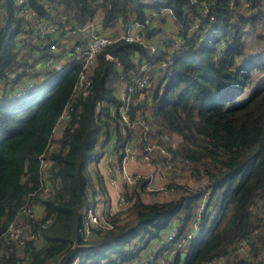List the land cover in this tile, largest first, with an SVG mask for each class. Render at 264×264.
I'll return each mask as SVG.
<instances>
[{"label": "trees", "instance_id": "trees-1", "mask_svg": "<svg viewBox=\"0 0 264 264\" xmlns=\"http://www.w3.org/2000/svg\"><path fill=\"white\" fill-rule=\"evenodd\" d=\"M15 1L0 0V234L21 220L25 234L37 240L27 239L21 247L12 243L3 249L1 264H137L147 248L159 249L174 223L188 229L207 192L199 233L184 252L174 254L173 264H210L212 259L264 264V0H238V6L248 3L241 12L230 0H27L39 17L64 12L79 27L95 20L105 31L116 29L118 21H144L150 11L165 7L173 13L177 35L200 19L205 34L204 40L191 39L176 50L181 54L152 84L150 101L131 103L129 111L132 118L141 111L138 120L145 119L147 127L154 122L157 136L172 141L167 154L186 165L194 181L174 179L177 189L166 198L160 193L150 197L139 184L125 187L129 203L115 216L107 215L111 197L104 201L102 219L111 227H90L87 237L85 214L96 197L94 184L103 185L104 177L92 168L99 167L111 138L122 137L116 120L119 74L131 72L137 59L168 60L171 47L165 44L154 55L151 40L106 48L97 57L89 94L73 102L71 119L54 140L52 131L70 99L76 67L49 78L42 92L37 87L7 95L5 90L34 78L35 54L42 48L41 43L17 45L24 14L17 13ZM203 2L208 18L201 17ZM161 19L157 25H166V16ZM153 24L146 27L147 36L162 28L151 31ZM258 29L263 30L248 47V34ZM116 46L121 48L114 63L106 54ZM25 207L34 208L33 217L22 213Z\"/></svg>", "mask_w": 264, "mask_h": 264}, {"label": "built area", "instance_id": "built-area-1", "mask_svg": "<svg viewBox=\"0 0 264 264\" xmlns=\"http://www.w3.org/2000/svg\"><path fill=\"white\" fill-rule=\"evenodd\" d=\"M197 2L198 0H190L191 4ZM237 2L238 0H230L229 5L234 10H238ZM26 3L27 0L15 1V9L17 13L23 11L24 14V17L21 18V32L17 35L16 40L18 41L17 45L19 47H25L29 43L42 44V48L37 50L35 54L36 60L34 66L37 69L35 72L36 75L31 80L18 82L14 89L8 91L5 90V92L9 97L26 94L30 90L45 83L50 77L76 67L77 78L73 85L70 99L67 101L61 114L57 118L52 131V139L54 140L60 136L62 129L70 121L71 114L74 110L73 102L76 99L85 97L89 94L91 90L90 77L93 74L94 68L97 66V57L101 52L108 47L121 43H147V41L151 40L153 43L149 45L150 53L154 55L159 52L158 49H161L165 44L170 45L169 47H171V50L167 55L169 61L164 60L155 63L144 59H137L136 66L131 72H122L119 74L116 93L121 104L116 120L122 137L117 136V134L114 135L109 142V147L105 149V157L108 159L109 163L108 170L109 172H114L113 174H115V172L122 174V185L132 187L139 184V186H141L152 198L155 197L156 193H160L164 197H169V195L174 193L177 189L175 183L170 181L172 180L170 177L167 178V176L162 173L157 176L150 170H135L129 172L125 168L126 162L137 160V154L139 151L142 153L144 167H151L153 163V146L145 142L142 143V146L137 145L136 139L131 137L132 134H129V131L135 126L147 127L145 119L141 118L138 120V117H142L141 111L138 110L136 115L132 118L129 114L130 105L131 103L134 105L147 104V102L150 101L149 92L150 89H152V84L154 82H160L159 78L162 76V72L168 70L169 63H171L170 60L181 54V52H176L179 47L184 46L185 42L191 39H197L198 41L204 40L205 34H202L200 31L201 19L194 22L187 31H183L180 35L175 33L176 28H173L170 31V34L166 33V28L163 27L165 23L162 21V28L154 31L151 36H147L146 27L151 23L154 24L150 30L153 29V27H157L156 22L159 18L161 19L166 16L168 22L173 21V13L170 9L159 7L150 11L144 21L134 19H129L128 23L118 21L119 23H117L116 29L105 31L100 26V23L95 20L79 27L77 26L75 18L64 12L55 15L51 14L49 18L39 17L36 11L31 9ZM205 5L206 3L203 2L201 11L202 18H208L209 15V10ZM245 5L248 7V3ZM44 7L50 9L49 4L47 3L44 4ZM261 35L264 36V31ZM106 59L110 62L117 63V57L112 56L109 53L106 54ZM156 69L157 72L155 73ZM11 80L14 82V78ZM0 85V89L2 90V82ZM116 110L117 108L114 107L112 112ZM143 123H145V125ZM138 142H142L141 137H139ZM48 147H52V143H49ZM114 158H117L118 162L112 160ZM156 163L163 172L173 170L165 158H162ZM124 189L118 194L114 203H112L111 209H113L114 212L111 213L110 211L107 215L115 216V211L117 209L124 207L129 203ZM43 193H47V190L45 189ZM208 196L209 194L207 192L203 196L202 201L198 204L196 216L190 222L187 227L188 229H182L183 224L179 221L174 223L164 238L160 241L159 249L149 250L144 260L137 264H173L172 257L174 254L184 252L186 245L199 233L202 222V213L205 211ZM106 207V203L103 202L102 210L104 215L105 212H107ZM22 213L31 218L34 216V208L25 207L22 210ZM104 215L98 217L92 208L89 207L87 209L83 230L85 237L89 235L90 227L101 229L104 224L107 227H111L109 223L103 221L102 218ZM49 222L50 221H46L45 224H48ZM25 229L26 227L24 223L21 220H16L9 225L4 234H0V264L4 254L3 249L5 252L7 247L12 243L17 247H21L27 239L36 242V236L34 234L27 236L25 234ZM246 247L247 244H244L239 250H243ZM236 253L237 252L235 251L233 254ZM16 261L17 263L20 262V264L24 262V260ZM219 261L220 260L212 259L210 264H219ZM244 264H252V261H246Z\"/></svg>", "mask_w": 264, "mask_h": 264}, {"label": "rangeland", "instance_id": "rangeland-1", "mask_svg": "<svg viewBox=\"0 0 264 264\" xmlns=\"http://www.w3.org/2000/svg\"><path fill=\"white\" fill-rule=\"evenodd\" d=\"M245 4H247V2L243 1L240 6H237L238 7L237 9H239L238 12H241V10L246 9V5ZM260 21L264 22V18L261 17ZM160 26H161V24L159 23L157 25V27H160ZM164 27L166 28V33L170 34V31L175 26L173 25L172 22H168L166 25H164ZM262 30L263 29H261V30L258 29L257 32H255V33L253 32V34H248V36L246 38L248 47H250L252 45V43L254 42V39H255V36L257 35V33L261 32ZM248 32H250V31H248ZM262 33L263 32H261V34ZM253 50H255L256 52H260L261 47L255 46V49H253ZM64 72L65 71L59 73V75H57V76L63 75ZM43 84L38 86L40 88V90H39L40 92L46 90L50 86V84H48L46 86H44ZM247 93H248V91H245L244 95H247ZM143 124L145 125V123H143ZM131 131H132V137H134V139H136V144L137 145L142 146V143L145 142V143L150 144V145L153 146V152H152L153 163H152L151 167H148V168L144 167V164L142 162V153H141V151H139L138 154H137V164H138L139 167L142 168V170H146V171L150 170V171L154 172L155 175H157V176L162 173L163 175H166L167 178L171 177L172 180H170V181H173V182H174V178L179 179L180 182H185V181L193 182L194 181L193 179L190 180V178H189L190 171L188 172L186 165L182 164V162L179 161V160H171V158H172L171 155L170 154H165V153H167L166 152L167 145L172 143V141L171 140H167L166 141L167 137H165V136L164 137L162 136L161 138H159L157 136L158 127L155 126L154 122L151 123L150 126H148V127H144V126L143 127H136L135 126ZM141 134L144 135V138H143V135H141ZM147 134H150V136H152V137L149 138V141L146 140V138H145V136ZM139 137L142 138V142H138L139 141ZM160 139H161V144L158 142V141H160ZM162 158L163 159L165 158V160L168 161V163L173 168V170H171V171L169 170L167 172H163L162 170H160V168L157 166L156 162L160 161ZM112 160H114L115 162H118L117 158H114ZM104 161H108V159H106L105 156L103 157V160L100 162L99 167L98 166L96 168L93 167L92 169H94V170L97 169L99 171H102L104 173V175H105L106 166L103 163ZM108 164L109 163L107 162V167H108ZM175 168L178 170L179 173L180 172L182 173L179 177H177L178 176V172L175 170ZM182 169H184V170H182ZM110 173L113 175L114 172H110ZM102 187H103L102 185H98L96 183L94 184V191H95V196L96 197L91 199L90 205H89V207L92 208L94 210L95 214H97L99 217L103 216V214H104L103 210H102L103 202L104 201H109V199L111 197L109 195H106L104 197L105 191H104V189ZM125 187H128V186L127 185L118 184L117 186H115V188L109 187L110 189L108 191L110 193L114 194V199L116 200L117 196H115V195L119 194V192L122 191ZM105 190L107 191L106 188H105ZM115 200H113V201H115ZM113 212H114V210L111 209V213H113ZM142 244H143V242H142ZM148 250L149 249L147 248L146 252ZM146 252H145L144 255H146Z\"/></svg>", "mask_w": 264, "mask_h": 264}, {"label": "crops", "instance_id": "crops-1", "mask_svg": "<svg viewBox=\"0 0 264 264\" xmlns=\"http://www.w3.org/2000/svg\"><path fill=\"white\" fill-rule=\"evenodd\" d=\"M171 22V21H170ZM174 25V24H173ZM174 28V27H173ZM107 162L108 161H104L103 163L105 164V166H106V172H105V175H104V177H103V181H102V186H103V188H104V191H105V194L106 195H109V196H111V200H112V203H114V201L113 200H115L114 199V194H112V193H110L108 190L110 189L109 187H113V188H115V186H117L118 184H120V185H122V174H120V173H118V172H115V174H111L110 172H109V170H108V167H107ZM125 168H126V170L127 171H129V172H131V171H135V170H137V171H141L142 170V168L141 167H139L138 166V164H137V160H134V161H128V162H126L125 163ZM175 170L178 172V170L175 168ZM182 173L180 172H178V176L177 177H179L180 175H181ZM171 178V177H170ZM174 178V177H173ZM174 179H176V178H174ZM176 180H178V179H176ZM105 188L107 189V191L105 190ZM108 192V193H107ZM121 192V191H120ZM119 192V193H120ZM115 196H118V194H116ZM203 199V198H202ZM202 199H201V201H202ZM200 201V202H201ZM199 202V203H200Z\"/></svg>", "mask_w": 264, "mask_h": 264}, {"label": "water", "instance_id": "water-1", "mask_svg": "<svg viewBox=\"0 0 264 264\" xmlns=\"http://www.w3.org/2000/svg\"><path fill=\"white\" fill-rule=\"evenodd\" d=\"M120 48H121V46L114 47L113 49L110 50L109 54L112 55V56H116L117 55V50L120 49ZM181 256L184 257L185 253H182Z\"/></svg>", "mask_w": 264, "mask_h": 264}]
</instances>
